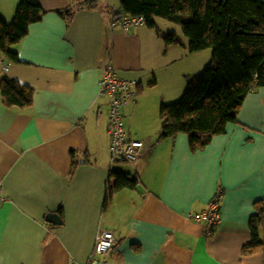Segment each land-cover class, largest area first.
<instances>
[{
    "label": "crops",
    "instance_id": "crops-1",
    "mask_svg": "<svg viewBox=\"0 0 264 264\" xmlns=\"http://www.w3.org/2000/svg\"><path fill=\"white\" fill-rule=\"evenodd\" d=\"M36 1L45 14L17 45L20 62L0 57L10 63L0 79L35 92L24 110L0 96V264H86L103 231L116 236L109 264H264V250L243 253L264 202V87L248 94L236 123L205 149L192 152L185 134L159 141L160 105L184 86L176 66L201 54H191L187 41L166 45L145 25L113 28L121 8L111 12L112 0H92L93 9L84 0ZM19 2L0 0L5 21ZM68 11L69 23L60 14ZM106 67L138 83L123 115L132 138L147 146L123 169L136 187L116 192L107 207L114 171L111 100L100 95ZM221 190V222L208 233L188 216L207 210ZM53 213L61 224L47 221Z\"/></svg>",
    "mask_w": 264,
    "mask_h": 264
},
{
    "label": "trees",
    "instance_id": "trees-1",
    "mask_svg": "<svg viewBox=\"0 0 264 264\" xmlns=\"http://www.w3.org/2000/svg\"><path fill=\"white\" fill-rule=\"evenodd\" d=\"M89 9L95 3L84 0ZM122 14L143 16L150 29L157 19H165L182 30L189 40L191 54L212 50V61L204 73L189 82L180 101L162 103L160 107V141L188 136L192 152L205 149L215 136L223 135L230 123H236L240 109L254 89L264 87V2L260 0H120ZM45 14L36 0H22L15 16L7 22L0 14V57L20 62L17 45L28 35L30 25ZM67 22L74 12L68 11ZM165 44L183 45L174 34ZM9 63V64H10ZM155 82H150L153 86ZM34 89L18 80L0 79V96L4 104L17 110L34 104ZM124 116V115H123ZM125 121V120H124ZM126 126V125H125ZM76 165V163H75ZM106 195L107 207L113 195L123 189H134L136 178L124 172H111ZM257 213L250 219L251 240L243 253L264 250L260 229L264 223V202L256 204Z\"/></svg>",
    "mask_w": 264,
    "mask_h": 264
},
{
    "label": "built area",
    "instance_id": "built-area-1",
    "mask_svg": "<svg viewBox=\"0 0 264 264\" xmlns=\"http://www.w3.org/2000/svg\"><path fill=\"white\" fill-rule=\"evenodd\" d=\"M143 16H131L122 14L113 18L112 27H120L129 31L136 26L145 25ZM9 63L0 58V71L7 72ZM138 85L135 81H128L117 76L111 67L104 69L100 81V95L108 96L111 100L108 110V134L110 136V153L113 159L127 163H135L144 155L147 146L145 141L133 139L126 129L123 109L133 101L135 97L134 88ZM224 191L221 190L217 198L209 205L208 209L201 213H190L189 219L204 223L208 233L221 222V201ZM4 202L2 196V183L0 181V204ZM210 230V231H209ZM116 244V236L112 232L103 231L97 237L92 257L86 264H109L106 256L112 251ZM78 264V263H72Z\"/></svg>",
    "mask_w": 264,
    "mask_h": 264
},
{
    "label": "rangeland",
    "instance_id": "rangeland-1",
    "mask_svg": "<svg viewBox=\"0 0 264 264\" xmlns=\"http://www.w3.org/2000/svg\"><path fill=\"white\" fill-rule=\"evenodd\" d=\"M21 1L22 0H20V2ZM117 1L118 0H112V3H113L112 7H115V9H113L111 11L113 13H116L120 8L119 4H117ZM20 2L18 3V5L20 4ZM18 5H17V8H18ZM17 8H16V11H17ZM11 21L12 20H7V22H11ZM145 27L149 28L146 24H145ZM152 31H151L152 35L155 37L158 35H161V37L164 36V38H165L169 34H174L178 38H180L183 42L189 41L183 35L182 30L179 26H177V25H175V24H173V23H171L165 19H162V18L157 19V27L152 29ZM164 38H163V40H164ZM200 54H201L200 59H198L199 58L198 57L196 60L195 59H191L188 61L186 60L184 62L179 63L176 66V69L178 70V72H182L183 76H181V80H183V77L185 76L184 77V80H185L184 86H183V88H181V92L179 94H174L175 97L173 96V98H169V96H166L167 102L165 101L163 103L172 104V103H176V102L180 101L181 98L184 96L186 90H187L189 82L193 81L195 78L200 77L204 73V71L210 65V63L212 61L213 53H212V50L208 49L204 52H199V54H196V55L199 56ZM204 63H205V68H204V70L200 71L199 69H200V67H202L201 65H204ZM157 67H159V65ZM157 67H156V69H158ZM161 90H162V87L158 88V91H161ZM161 105H160V107H161ZM159 112H160V110H159ZM159 117H160V113H159ZM160 129H161V126H160ZM159 141H160V139H159ZM108 156L110 157V160H111L110 162L113 165V171H123L124 172L125 170H123V169H127L125 166H129L124 161H117V160L113 159L110 154H108Z\"/></svg>",
    "mask_w": 264,
    "mask_h": 264
},
{
    "label": "water",
    "instance_id": "water-1",
    "mask_svg": "<svg viewBox=\"0 0 264 264\" xmlns=\"http://www.w3.org/2000/svg\"><path fill=\"white\" fill-rule=\"evenodd\" d=\"M47 221L54 223V224H61L62 223L60 216L58 214H54V213L48 215Z\"/></svg>",
    "mask_w": 264,
    "mask_h": 264
}]
</instances>
